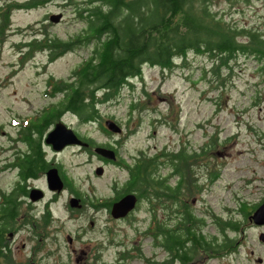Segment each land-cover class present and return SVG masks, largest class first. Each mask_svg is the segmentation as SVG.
<instances>
[{
    "label": "rangeland",
    "instance_id": "rangeland-1",
    "mask_svg": "<svg viewBox=\"0 0 264 264\" xmlns=\"http://www.w3.org/2000/svg\"><path fill=\"white\" fill-rule=\"evenodd\" d=\"M0 2L9 14L0 37L1 147L13 143L8 136H15L19 127L39 122L63 99L64 93L53 89L55 82L73 79V70L88 56L93 43L50 60L48 49L39 47L44 33L69 39L85 26L84 18L75 13V5L64 0ZM75 2L81 7L86 0ZM212 5L229 23L264 32V0H213ZM57 12H62L60 20H50L49 15ZM33 39L37 45L29 48L26 42ZM231 62L233 69L223 72V85L219 86L208 71L211 61L205 54L190 52L171 69L144 65L142 76L130 80L132 85H124L116 97L99 104L97 120H81L64 111L60 120L95 143L115 145L122 163L105 162L94 151L74 145L46 151L61 164L72 189L62 190L50 202L53 220L45 228L34 230L23 220L15 223L16 229L23 223L16 233L19 257L31 264H182L178 259L169 263V253L155 243L159 239L152 233L155 221L166 216V208L141 198L128 217H113L104 201L123 188L126 165L139 155L176 151L182 146L197 150L214 132L218 145L207 157L199 155L194 162V188L182 197L197 214L206 213V235L216 232L209 212L239 217L238 203L245 201L246 210L250 209L248 204H258L264 198V70L258 69L259 61L253 55L237 54ZM134 100H141L144 106L130 110ZM106 119L114 120L121 130L107 128ZM17 146L22 147L19 142ZM4 150L0 148V158L13 151ZM98 165L103 167L101 174L95 173ZM170 168L162 165L159 170L174 182L176 176ZM208 170L217 175L209 180ZM14 178L15 170L0 172V187L10 189ZM35 183L43 189L44 175ZM76 194L86 202L80 210L65 206L68 196ZM49 199L44 190L31 216H39ZM29 211L27 206L26 214ZM261 232L264 234V225L248 219L241 224L236 250L216 256L199 251L189 264H264ZM67 236H71L70 242Z\"/></svg>",
    "mask_w": 264,
    "mask_h": 264
},
{
    "label": "trees",
    "instance_id": "trees-1",
    "mask_svg": "<svg viewBox=\"0 0 264 264\" xmlns=\"http://www.w3.org/2000/svg\"><path fill=\"white\" fill-rule=\"evenodd\" d=\"M212 1L86 0L85 5L79 7L75 0H64L63 3L75 5V13L84 18L85 26L69 39L44 33L39 47L48 49L49 59L53 60L65 51L90 43L93 46L85 60L73 70L72 80L55 82L53 89L63 92V99L38 123L32 127L28 125L24 130L31 133L35 128L41 134L59 120L64 111L72 112L81 120L95 121L100 117L99 104L116 97L124 85H132L130 80L142 76L144 65L171 69L178 60H185L190 52L210 58L208 71L214 75L217 86L223 85L222 74L233 69L231 61L237 54L253 55L259 61L258 69L263 71L264 32L229 23L217 10H213ZM240 35L246 38L240 39ZM35 41L32 40L34 45ZM142 106L141 100L130 102V110H140ZM207 136L210 139L197 150L189 151L183 146L176 151L160 150L150 155H139L138 159L126 165L130 177L125 190L136 192L138 199L146 198L166 208V216L155 221L151 232L155 239H159L155 243L169 253V263L178 259L182 264H189L199 251H209L216 256L236 250L241 224L247 222L250 211L257 205L248 204L250 209L246 210L245 201L238 203L239 217L209 212L216 232L206 235V213L197 214L182 195L194 188L191 178H196V174L191 168L199 155L207 157L218 145L214 137L218 136L217 132ZM90 142L95 144L92 139ZM115 162L122 163L120 158ZM36 165L46 167L42 152H35L27 162L29 170L34 171ZM162 165L171 167V174L176 176L174 182H170L166 174H161L159 169ZM216 173L208 170L209 180ZM110 204L111 200L108 206ZM3 209L10 218L1 219V231L13 228L17 222L15 215L19 211L13 196ZM29 214L21 220L34 230L39 226L45 228L53 220L47 206L39 216ZM0 255H3L1 251ZM7 260L10 264L14 262L8 256Z\"/></svg>",
    "mask_w": 264,
    "mask_h": 264
},
{
    "label": "flooded vegetation",
    "instance_id": "flooded-vegetation-1",
    "mask_svg": "<svg viewBox=\"0 0 264 264\" xmlns=\"http://www.w3.org/2000/svg\"><path fill=\"white\" fill-rule=\"evenodd\" d=\"M1 1V0H0ZM8 11L5 9L4 3L0 2V37L3 36L4 30L6 28V23L7 20H9V14H8V19H6ZM26 45L29 46V48H32L34 45L32 40L26 42ZM2 80V79H1ZM0 80V93L3 88V83ZM1 98V94H0ZM38 122H33L29 124H23L21 127L17 129V133L15 136H8L9 141L12 143L10 145L6 146H1L0 148L3 149V151L6 150H13L12 153H9L13 155V160L10 159V155H4V158H0V172H10L12 173L15 170V178L13 179V183L11 184L10 189L6 190L3 187H0V221L1 219H7L10 218V215L6 210L3 209L5 204L9 202V199L11 196L15 199V203L18 205V215H15V218L17 222H21L20 220L22 217L26 214L27 211V206L30 208V213L33 211V206L41 199L38 200H31L29 197V190L33 187H38L41 188L40 185L35 183V180L41 177V175H44V187L43 190H47L50 194V199L46 200L45 207L47 206L49 208L50 202L53 201V199L60 194L62 190L65 189H71L70 186L67 184V182L64 179V170L62 169V166L59 162L55 161L53 158L48 157L46 151H51V152H56L57 150L64 149L67 146H76L80 150H86L88 152L93 151V145L91 144L89 137L86 136H81L79 137L82 139V141H86L88 144L85 145L83 143H67L64 144L61 148L55 149L53 148L52 144L49 142H46V135L48 131L53 127L54 124L50 125L43 133H39L32 129V132L29 133L28 131L24 130L27 128L28 125L31 127ZM51 127V128H50ZM17 142H19L22 147L20 148L17 146ZM101 145L107 146L112 148L115 151V154L117 156V148L115 145H112L110 143H103ZM46 147V148H45ZM35 152H42L43 157L45 159L46 167L42 168V166L36 165L35 170L33 171L32 169H28L27 162ZM97 156L101 158L98 154ZM5 159H8L5 160ZM105 162H110L106 161L104 158H101ZM116 159L112 160V162H115ZM50 167H57L59 174L61 175L63 181H64V188L60 192H55L52 190H49L47 187V181H46V171ZM27 170L29 172H27ZM27 174V175H26ZM127 174L128 176L125 179V185L126 182H128V179L130 177L129 174V168H127ZM125 185L123 188H120L119 190L117 189L113 196L109 199H105L104 201V206L109 210L110 213V207L111 204L114 200L118 199L122 195H124L127 192H134V191H127L125 190ZM42 189V188H41ZM28 190V192H26ZM136 193V192H134ZM137 195V193H136ZM71 196H77L80 199L81 205L79 207H75V210H80L86 203L83 198L79 195H70L68 196L67 202H65V206L68 207L69 205V199ZM138 197V195H137ZM111 200L110 206H108V201ZM148 200V199H147ZM139 199L137 200L136 204L138 203ZM136 206V205H135ZM133 210V209H132ZM131 210V211H132ZM150 210V209H149ZM131 211H129L124 217H128L131 214ZM42 212V211H41ZM10 213V212H9ZM23 225V223L21 224ZM21 225L16 229L14 226L13 228H7L5 230H0V251L2 252L3 255H0V264H10L7 260V256L11 258L14 262L13 264H31V262L25 260L24 258L21 259L20 256V249H19V243L20 241H16V233L17 230L21 227ZM7 255V256H6ZM16 262V263H15Z\"/></svg>",
    "mask_w": 264,
    "mask_h": 264
},
{
    "label": "water",
    "instance_id": "water-1",
    "mask_svg": "<svg viewBox=\"0 0 264 264\" xmlns=\"http://www.w3.org/2000/svg\"><path fill=\"white\" fill-rule=\"evenodd\" d=\"M62 16V12L51 13L49 19L52 21H59ZM105 125L112 131L119 132L121 130L118 125L112 119H106ZM46 142L52 144L53 148L59 149L67 143H83L87 145L86 141H82L79 135L73 130V128L67 126L62 120H57L53 127L48 131L46 135ZM93 151L101 157L114 160L116 159L115 151L107 146L96 144L93 145ZM103 167L98 165L95 167V173L101 174ZM47 188L49 190L60 192L64 188V181L58 172L57 167H50L46 171ZM44 196V190L38 187H33L29 190V197L31 200H38ZM138 197L134 192H127L118 199L114 200L110 207V214L113 217H123L130 210H132ZM69 205L71 207H79L81 205L80 199L77 196H71L69 199ZM248 219L256 224L264 225V198L256 205L253 211L248 215ZM259 238L263 239L264 234L261 232ZM68 241H71V236H67Z\"/></svg>",
    "mask_w": 264,
    "mask_h": 264
}]
</instances>
